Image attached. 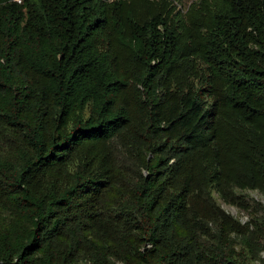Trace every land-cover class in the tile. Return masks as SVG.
I'll list each match as a JSON object with an SVG mask.
<instances>
[{
    "label": "trees",
    "instance_id": "16d2710c",
    "mask_svg": "<svg viewBox=\"0 0 264 264\" xmlns=\"http://www.w3.org/2000/svg\"><path fill=\"white\" fill-rule=\"evenodd\" d=\"M183 1L0 0V264H264V0Z\"/></svg>",
    "mask_w": 264,
    "mask_h": 264
},
{
    "label": "rangeland",
    "instance_id": "374dc122",
    "mask_svg": "<svg viewBox=\"0 0 264 264\" xmlns=\"http://www.w3.org/2000/svg\"><path fill=\"white\" fill-rule=\"evenodd\" d=\"M193 1L194 0H184L180 7L181 8H184V7L188 6L189 4H191ZM250 194L256 200L262 201V202L264 201V198H262V196L259 193H257V192H250ZM223 207L229 213H231L234 217L240 218L244 222L250 220L252 218V215L255 214V209H253V207L252 208H249V209H245V208H240V207L230 206V205H225V204H223Z\"/></svg>",
    "mask_w": 264,
    "mask_h": 264
}]
</instances>
